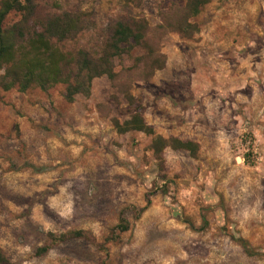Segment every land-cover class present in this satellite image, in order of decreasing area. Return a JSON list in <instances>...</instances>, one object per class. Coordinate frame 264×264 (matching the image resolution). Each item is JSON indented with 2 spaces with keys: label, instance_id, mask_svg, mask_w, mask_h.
I'll return each mask as SVG.
<instances>
[{
  "label": "rangeland",
  "instance_id": "1",
  "mask_svg": "<svg viewBox=\"0 0 264 264\" xmlns=\"http://www.w3.org/2000/svg\"><path fill=\"white\" fill-rule=\"evenodd\" d=\"M182 6L39 0L27 30L84 12L86 27L58 47L96 57L112 24L144 15L155 29ZM192 22V39H161L166 67L132 94L157 134L197 143L196 157L167 148L159 160L152 137L118 133L112 119L136 107L107 77L73 102L62 84L1 94L0 246L10 264H264V0H211ZM142 54L133 48L116 71Z\"/></svg>",
  "mask_w": 264,
  "mask_h": 264
},
{
  "label": "trees",
  "instance_id": "2",
  "mask_svg": "<svg viewBox=\"0 0 264 264\" xmlns=\"http://www.w3.org/2000/svg\"><path fill=\"white\" fill-rule=\"evenodd\" d=\"M38 1L0 0V96L15 88L26 92L36 86L47 91L62 84L66 87L67 101L73 102L78 95H91L95 79L107 77L117 93L129 105L136 107V112L124 122L112 119L118 133L136 131L152 137L150 149L159 160L163 159L167 148L185 150L191 156H197V143L165 138L146 123L136 106L132 88L135 82H147L166 67L167 57L160 48V41L165 35L176 33L192 39L200 32L199 26L192 20L211 0H181L184 6L164 13L162 24L155 29L151 28L144 15L118 21L110 26V35L102 53L96 57L84 50L76 54L66 53L58 47V43L75 39L86 27L88 16L84 12L54 14L46 19L42 29L33 32L27 30ZM12 15H18L19 19L10 22ZM135 47L141 48L143 54L134 59L132 67L116 71V60ZM244 159L249 163L248 157ZM119 227L124 232L129 225L123 222ZM72 235L84 237L85 234L74 232ZM238 241L248 254L252 253L244 239ZM0 264H10L1 246Z\"/></svg>",
  "mask_w": 264,
  "mask_h": 264
}]
</instances>
